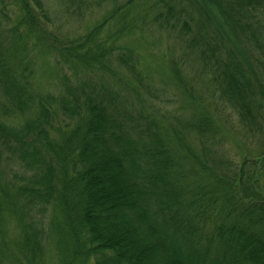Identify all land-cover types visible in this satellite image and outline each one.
<instances>
[{
  "label": "trees",
  "instance_id": "trees-1",
  "mask_svg": "<svg viewBox=\"0 0 264 264\" xmlns=\"http://www.w3.org/2000/svg\"><path fill=\"white\" fill-rule=\"evenodd\" d=\"M186 1L223 48L208 49L217 98L255 128L264 82L245 47L257 40L244 18L264 14V0ZM12 4L23 25L13 35L45 31L41 0ZM123 8L60 46V61L82 71L57 77V93L35 92L0 57V91L23 116L0 120V143L12 144L20 163L12 172L20 181L0 177V264H43L47 242L59 264H264V198L245 175L247 161L235 167L218 150L217 124L203 108L174 123L152 116L159 106L140 93L151 76L136 53L109 42L130 34ZM115 15V33L98 36ZM58 111L69 122L53 137Z\"/></svg>",
  "mask_w": 264,
  "mask_h": 264
},
{
  "label": "rangeland",
  "instance_id": "rangeland-1",
  "mask_svg": "<svg viewBox=\"0 0 264 264\" xmlns=\"http://www.w3.org/2000/svg\"><path fill=\"white\" fill-rule=\"evenodd\" d=\"M41 2L46 14V19H42L45 31L18 38L9 31L11 27L22 31L17 7L12 4L13 0H0V57L6 64L16 67L19 80H27L35 92L57 93V77L62 73L70 77L73 72L82 71L81 68L73 70L69 63L60 61V46L75 43L90 27L108 18L114 8L124 5L119 15L132 25L130 34L123 39L109 37V42L113 43L115 50L129 48L136 53L141 68L152 78L149 93L143 90L140 93L160 109L152 114L155 109V105H152L145 115L152 114L155 118L174 123L176 118L188 116L192 108L206 110L217 124L218 150L231 159L235 167L240 165L242 158L247 161L243 167L245 175L255 179L254 189L261 199L264 198V112L255 128L247 130L238 121L234 109L217 98L211 82L212 72L217 67L208 49H213L215 55L223 48L211 34V38L204 34L206 31L201 23L205 21L186 0ZM244 19L250 24L248 31H253L257 40L254 42L253 38L248 37V41H244L245 47L264 82V14L248 15ZM120 24L121 19L115 15L103 25L98 36H111ZM203 42L209 46L203 45ZM52 44L57 46V50L51 48ZM199 47L204 50L203 55L194 53ZM77 78H82V75ZM22 119L23 116L12 110L0 91V120L6 124H18ZM64 120L60 111L51 118L50 136L55 137L58 134L55 129L60 130L62 125L69 122ZM19 164L12 144L5 146L0 143V177L20 181L19 176H12V172L19 170ZM45 244L47 252L43 264H59L54 245L49 242Z\"/></svg>",
  "mask_w": 264,
  "mask_h": 264
}]
</instances>
